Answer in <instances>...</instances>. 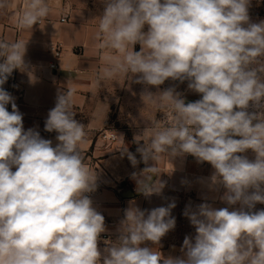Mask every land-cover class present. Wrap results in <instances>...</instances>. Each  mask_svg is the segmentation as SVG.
<instances>
[{
	"label": "clouds",
	"instance_id": "obj_1",
	"mask_svg": "<svg viewBox=\"0 0 264 264\" xmlns=\"http://www.w3.org/2000/svg\"><path fill=\"white\" fill-rule=\"evenodd\" d=\"M101 2L96 38L103 41L99 48L112 52L104 56L99 80L131 74L145 86L143 99L158 96L173 114L170 125L155 124L136 149L145 165L153 162L143 169L150 176L132 174L139 191L162 192L165 183L153 181L162 156L191 155L212 166L207 186L222 188L219 199L228 206L205 202L186 209L195 235L185 236L176 257L142 246L159 245L174 230L175 203L151 210L130 206L119 235L101 250L107 229L88 195L96 190L97 173L80 148L86 131L73 111L76 90L66 85L49 110L45 131L57 133L55 146L25 130L3 85L14 70L28 71V42L0 40V264H264V209L254 210L264 204V21L251 22V0ZM10 7V0H0V11ZM50 12L48 0H25L16 25L33 28ZM169 79L187 81L201 98L186 102L175 87L160 91ZM122 153L133 167L141 162L127 148Z\"/></svg>",
	"mask_w": 264,
	"mask_h": 264
},
{
	"label": "crops",
	"instance_id": "obj_2",
	"mask_svg": "<svg viewBox=\"0 0 264 264\" xmlns=\"http://www.w3.org/2000/svg\"><path fill=\"white\" fill-rule=\"evenodd\" d=\"M10 3L12 7L0 11V40L28 42L25 61L29 69L26 72L18 70L15 80L8 79L3 87L15 98L23 114L24 129L38 131L42 138L52 140L53 146L57 143V133L45 131L49 110L55 106L58 91L66 90V85L75 88V119L85 124L86 131L80 148L86 166L97 173L96 190L89 194L93 206L104 216L107 229L101 234L106 237L99 240V248L103 250L107 247L105 241L117 238L125 210L130 206L151 210L174 202L176 206L171 210L176 219L174 230L168 232L159 245L146 242L142 246L152 247L163 257L181 256L185 236L195 235V228L184 215L185 210H195L205 202L215 208L227 207L219 199L224 190L208 188L209 177L214 171L209 163H198L193 156L186 155L171 161L162 156L155 162L158 172L153 181L159 179L165 183L160 194L146 196L139 191L132 174L141 175L138 179L150 176V173H143V169L153 162L145 165L136 149L149 139L155 124L170 125L173 114L160 106L158 96L152 101L143 99L145 86L135 83L136 77L131 74L99 80L106 66L104 56L112 52L99 48L103 41L96 38L99 16L104 9L101 0H48L49 17L30 29H19L16 25V17L25 0H10ZM57 45L60 46L59 55L53 49ZM134 50L139 51L140 45H135ZM52 63L56 66L51 67ZM169 87H175L186 102L200 98V94L188 89L187 81L180 83L169 79L159 90ZM149 91L156 93L157 88L150 86ZM7 108L12 111L11 104ZM106 129L116 133L114 141L105 142L100 138V133ZM125 148L141 161L135 167L122 153ZM246 155L249 159L255 158L251 150Z\"/></svg>",
	"mask_w": 264,
	"mask_h": 264
},
{
	"label": "rangeland",
	"instance_id": "obj_3",
	"mask_svg": "<svg viewBox=\"0 0 264 264\" xmlns=\"http://www.w3.org/2000/svg\"><path fill=\"white\" fill-rule=\"evenodd\" d=\"M249 16L251 22L258 23L264 21V0H251ZM262 78H264V76H262ZM261 117L264 118V111L261 112ZM255 208L257 210L264 209V204H258Z\"/></svg>",
	"mask_w": 264,
	"mask_h": 264
},
{
	"label": "built area",
	"instance_id": "obj_4",
	"mask_svg": "<svg viewBox=\"0 0 264 264\" xmlns=\"http://www.w3.org/2000/svg\"><path fill=\"white\" fill-rule=\"evenodd\" d=\"M62 20H64V19L62 18ZM53 49L55 50L56 55H59L60 54V46L59 45L55 46ZM50 66L51 67H55L56 64L55 63H52V64H50ZM17 72H18V69L17 70H14L13 73H12V75L8 79L11 80V81L15 80L16 75H17ZM200 98H201V96H200ZM100 138L102 140H104L105 142H112V141H114L117 138V136H116V133L114 131H111V130L106 129V130H103L100 133ZM88 195L90 196V194H88ZM102 237H106L105 234H103L100 237V239Z\"/></svg>",
	"mask_w": 264,
	"mask_h": 264
}]
</instances>
